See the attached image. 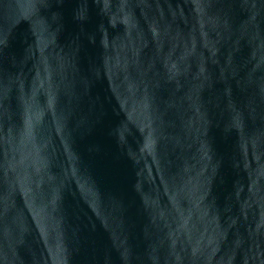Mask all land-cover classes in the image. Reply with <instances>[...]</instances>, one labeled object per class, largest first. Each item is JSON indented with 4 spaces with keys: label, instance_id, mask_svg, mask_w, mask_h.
<instances>
[{
    "label": "water",
    "instance_id": "water-1",
    "mask_svg": "<svg viewBox=\"0 0 264 264\" xmlns=\"http://www.w3.org/2000/svg\"><path fill=\"white\" fill-rule=\"evenodd\" d=\"M0 264H264V0H0Z\"/></svg>",
    "mask_w": 264,
    "mask_h": 264
}]
</instances>
